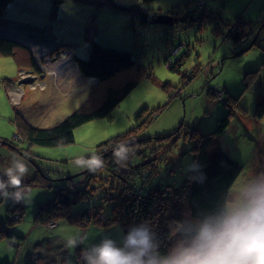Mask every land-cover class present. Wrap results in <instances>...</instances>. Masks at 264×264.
<instances>
[{
  "label": "rangeland",
  "instance_id": "obj_1",
  "mask_svg": "<svg viewBox=\"0 0 264 264\" xmlns=\"http://www.w3.org/2000/svg\"><path fill=\"white\" fill-rule=\"evenodd\" d=\"M114 2L139 5L149 17L167 11L192 13L186 22L171 26L143 25L138 17L135 27L132 12L109 4L66 0L55 10L53 0H14L0 14V37L30 49H17L19 64L15 56H0V177L14 157L29 168L21 186L25 199L0 201V229L22 237H0V264H84V248L104 237L119 240L124 232L115 220L124 190L180 185L186 162L194 158L196 137L214 133L229 114L231 123L219 139L243 166L236 181L264 171V119L253 116L264 94V0H207L205 6L200 0ZM239 17L253 31L242 27L245 37L234 43L228 26ZM92 41L130 51L142 66L138 86L110 116L78 127L73 143L32 144L22 120L26 127H53L81 108L99 85L76 62L90 58ZM169 54H178L174 59L183 62L181 72L165 63ZM107 85L100 83L101 89ZM130 131L149 142L131 146L135 155L119 170L127 182L111 174L105 162L95 173L74 165L77 157L98 154L100 144ZM62 188L75 195L86 189L69 208L70 213L91 211L86 228L66 217L49 226L35 223L39 207ZM77 234L86 235L87 241L65 247L66 239Z\"/></svg>",
  "mask_w": 264,
  "mask_h": 264
},
{
  "label": "trees",
  "instance_id": "obj_2",
  "mask_svg": "<svg viewBox=\"0 0 264 264\" xmlns=\"http://www.w3.org/2000/svg\"><path fill=\"white\" fill-rule=\"evenodd\" d=\"M13 1L0 0V14ZM65 1L53 0V8L57 10ZM84 1L98 6L109 4L116 9L132 12L135 27L137 26L138 17L141 18L140 24L145 25L148 23L159 24L155 21L159 15H171L174 18V24H176L179 21L186 22L187 17L192 13L189 10L177 14L167 11L150 15L149 17L146 10L139 5L128 7L116 4L114 0ZM142 1L144 4H149L155 0ZM201 2H204L205 6L207 0H200ZM205 16L206 13H203L202 17ZM246 25L252 29L251 24L246 23L242 17H239L234 25L228 26L230 28L228 35L233 39L234 43L241 41L245 37L242 27ZM253 44L255 43L253 42ZM17 49L30 51L26 44L0 37V56H15L18 62L16 57ZM91 49L89 59L76 58V62L81 73L87 77L94 78L96 84L99 85H95L87 102L81 108L53 127H26L24 126L26 125L25 121L22 120L24 135L32 144L55 147L73 143L75 141L74 133L78 127L110 116L113 110L138 86L139 73L142 66L137 63L130 51L105 47L96 41H92ZM178 54H169L165 63L169 64V68L172 65L170 69L181 72V68L184 65L183 62L174 59ZM32 64L35 69H38L34 59ZM114 79H120L119 83L111 84ZM100 83L109 85L101 89ZM100 90L102 91V96L99 98L95 97V94ZM142 115L143 112L138 115V118H141ZM253 116L258 120L264 119V94L258 97L256 111ZM230 121L229 114L220 120L214 133L202 134L196 137L195 145L192 148L194 151L193 160H197L203 165V171L207 177L203 183L191 181L187 174L180 185L168 184L166 187L157 185L147 189L130 186L124 190L123 201L118 212H116L115 218V220L121 222L124 232L132 225L139 223L149 224L158 234L160 252L165 253L176 240L181 238L182 231L194 230L204 217L220 211L226 200L231 197L230 186L236 182L243 171L241 163L222 148L219 139V136L227 130L231 123ZM132 132L130 131L127 135L117 136L106 141L100 144L98 148V154L106 163L110 173L116 178L122 179L123 182H127L129 179L120 173V166L115 163L113 150L120 143H126L130 146H146L149 142L146 139L138 140L131 135ZM144 174L146 173L144 172ZM75 193L72 190L63 188L57 190L53 198L39 207L35 223L49 226L54 225L57 218L66 217L69 222L86 228L92 220L91 211L87 209L82 213H70L69 210L72 205L78 203L83 194L86 193V189L85 191L81 190L80 195H75ZM0 201H2V197H0ZM14 218L17 220L18 217L14 216ZM177 221L182 223L183 228L173 234L170 232L169 226L171 225V229H176L177 225L175 222ZM0 237L22 239V237L2 229H0Z\"/></svg>",
  "mask_w": 264,
  "mask_h": 264
},
{
  "label": "clouds",
  "instance_id": "obj_3",
  "mask_svg": "<svg viewBox=\"0 0 264 264\" xmlns=\"http://www.w3.org/2000/svg\"><path fill=\"white\" fill-rule=\"evenodd\" d=\"M134 155L126 143L113 150L115 163L121 167ZM73 163L92 173L104 167V160L95 153L77 157ZM184 171L191 181L203 183L207 179L197 160L186 162ZM28 173L23 160L14 157L0 177V197L14 203L23 201L26 194L21 186ZM230 188L231 197L220 211L204 217L194 230L182 231L181 238L165 253L160 252L156 231L139 223L122 232L119 240L104 237L84 248V264H264V171L249 174ZM175 223L176 229L169 226L173 234L183 228L181 222ZM87 239L86 235L70 236L65 247H77Z\"/></svg>",
  "mask_w": 264,
  "mask_h": 264
},
{
  "label": "water",
  "instance_id": "obj_4",
  "mask_svg": "<svg viewBox=\"0 0 264 264\" xmlns=\"http://www.w3.org/2000/svg\"><path fill=\"white\" fill-rule=\"evenodd\" d=\"M155 21L159 24H164V25L174 24V18L171 15H165V14L159 15Z\"/></svg>",
  "mask_w": 264,
  "mask_h": 264
},
{
  "label": "built area",
  "instance_id": "obj_5",
  "mask_svg": "<svg viewBox=\"0 0 264 264\" xmlns=\"http://www.w3.org/2000/svg\"><path fill=\"white\" fill-rule=\"evenodd\" d=\"M169 65V64H168Z\"/></svg>",
  "mask_w": 264,
  "mask_h": 264
}]
</instances>
